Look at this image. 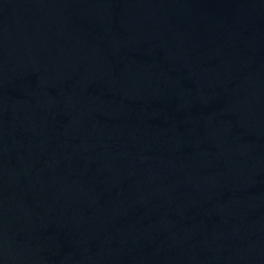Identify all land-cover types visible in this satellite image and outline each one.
Instances as JSON below:
<instances>
[{
    "label": "water",
    "instance_id": "water-1",
    "mask_svg": "<svg viewBox=\"0 0 264 264\" xmlns=\"http://www.w3.org/2000/svg\"><path fill=\"white\" fill-rule=\"evenodd\" d=\"M0 264H264V0H0Z\"/></svg>",
    "mask_w": 264,
    "mask_h": 264
}]
</instances>
